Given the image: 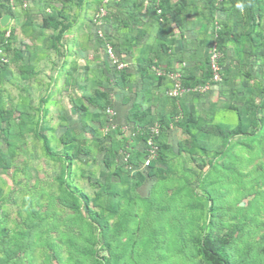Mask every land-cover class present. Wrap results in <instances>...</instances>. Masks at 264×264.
Wrapping results in <instances>:
<instances>
[{
  "label": "trees",
  "instance_id": "1",
  "mask_svg": "<svg viewBox=\"0 0 264 264\" xmlns=\"http://www.w3.org/2000/svg\"><path fill=\"white\" fill-rule=\"evenodd\" d=\"M24 1L0 0V18L5 13H9L11 19L22 15L20 31L23 35L32 42L41 37L42 52L45 49L60 53L61 39L69 26L64 7H54L50 0H31L33 4L24 7ZM67 1L81 6L85 0ZM102 6L106 12L98 17V9ZM143 9L148 17L147 25L155 27L158 34H154L155 43L150 47L142 45L133 64L130 60L133 47L139 45L144 33H148L144 23L141 26L144 29H138ZM35 12L41 17L40 23L34 20ZM94 12L89 18L88 35L96 47V56L104 52L105 57L97 73L91 76L88 66L83 69V76H78L76 66L67 70L65 84L81 93L70 97L78 119L72 117L71 121L67 111L59 116V148L52 145L43 132L42 119L48 112L43 105L47 98L37 107L38 114L29 104L4 106L1 85L14 84L18 78L33 79L37 75L40 55L17 44L16 33L9 24L0 25V46L8 59L0 60V139L3 143L0 168L11 166L27 134L39 137L44 154L61 165L57 176L58 199L72 212L70 217L75 214L79 227L83 228L75 234L68 224L66 233L60 232V235H64L69 260L65 263L61 257V247H52L53 258L60 264H122L125 252L119 254L114 249L127 232L132 213L119 218L113 229L110 217L119 210L122 199L126 198L135 208L133 194L138 188L148 184L151 189L154 182L167 179L172 173L171 159L185 152L197 159L198 166L202 163L209 169L202 167L199 171H191L196 177L192 181L186 179V186L180 188L196 200L201 211L200 224L189 231L182 230V240L198 257V264H245L250 260V253L248 249L243 251L238 242L244 234L243 226L234 223L232 230L225 226L228 205H221L222 194L218 188L214 190L218 182L222 185L225 181L214 182L210 174L219 175L222 170L226 176L234 173L242 178L243 158L235 147L248 151L256 147V153L264 155V0H202L201 4L198 0H176L175 3L172 0H133L131 3L128 0H97ZM189 16L191 22L187 20ZM171 19L175 20L177 34L167 23ZM197 22H200L198 33L192 35L191 29L195 30ZM47 30L54 33L47 35ZM178 37H181L183 53L175 51ZM214 43L221 53L218 63L222 79L218 82L210 81L209 50ZM108 44L119 61L128 63L126 67L117 68L106 53ZM175 70L180 73L176 79L170 76ZM90 82L95 84L92 90ZM175 82L189 90L177 97L170 95L168 92ZM208 82L211 87L206 91L191 90ZM214 92L217 97L212 100ZM107 107L116 111L113 121L117 127L104 131L110 123ZM229 111L236 115L233 125L218 117V113ZM156 123L159 132L154 134L150 126ZM123 126L127 128L123 130ZM175 128H180L185 135L184 139L177 140L176 147ZM150 138L157 152L150 163L144 165L150 154ZM94 154L102 169L98 177L92 173H87L86 177L107 196L108 215L95 209L92 198L74 181L73 166L80 160L96 161ZM262 175L264 172H258L255 177L252 174V182L259 184ZM251 188L239 199L253 194L248 202L249 209L262 202L261 191ZM148 203L150 207L154 204L151 198ZM38 214L34 207L30 208V217L24 222L25 227L15 233L14 244L7 231L0 236V264L33 263L43 223ZM260 250L264 252V245Z\"/></svg>",
  "mask_w": 264,
  "mask_h": 264
},
{
  "label": "rangeland",
  "instance_id": "2",
  "mask_svg": "<svg viewBox=\"0 0 264 264\" xmlns=\"http://www.w3.org/2000/svg\"><path fill=\"white\" fill-rule=\"evenodd\" d=\"M90 10L91 14L95 13V9ZM22 19L23 17L20 15V19L16 18L14 22L7 23L9 28L17 32V44L19 45L24 44V38L20 34ZM48 33L51 31L48 30L46 34L48 35ZM37 53L41 54L39 51ZM50 58L48 54H41L37 59L39 72L33 79L38 81L36 84L39 85L38 88L31 84L33 79L25 82L18 78L14 84L5 82L1 85L3 88L2 99L5 102V107H14L19 103L21 106L29 104L33 107V112L38 114L37 107L41 105L42 99L47 98L43 105L48 109L42 119L43 132L51 139L52 145L59 148L57 140L58 126L61 122L59 116L67 111L69 115L71 114V117L69 116L71 121L73 118L78 119L71 106L70 97L79 95L81 92L72 89L65 90L64 76L62 73H57L56 67H50L51 65L48 64ZM53 80H56L55 82L60 85L57 89L50 85ZM88 84L91 90L95 87L94 83ZM216 95L214 92L211 99H216ZM218 117L227 124L233 125L236 122V115L230 111L220 112ZM51 127L54 130L48 129ZM25 138L26 142L19 148L11 166L8 169L0 168V236L7 231L14 244L15 233L25 227L24 222L30 217V208L34 207L43 223L32 264H60L52 256V247L55 249L61 247L60 254L66 263L70 256L66 252L63 242L64 235L61 236L60 232L66 233L68 224L71 225V230L75 234L83 228L79 227L75 214L70 217L72 212L67 211L58 199L57 176L60 171V163L44 154L39 137L29 133ZM173 138L176 147L177 140L184 139L185 135L180 128H175ZM0 146L3 147L1 139ZM235 148L239 149L243 158L240 166L241 172H243L242 178L234 173H228L226 176L225 171L221 170L219 175L211 172L210 179L214 182L221 181V179L225 181L222 185H219L218 182V187H215L214 190L216 191L218 188L222 194L221 205H228L225 213L227 229L232 230L234 223L243 226L244 234L238 242L243 251L248 249L250 253L248 256L250 260H247L245 264H264V252L260 250L264 245V175L258 182L259 184L252 182L253 179H251L252 174L255 177L258 172H264V155L256 153V147L249 151L244 148L240 149V147ZM93 157L96 158V161L88 159L83 162L80 160L73 166L74 181L92 198V206L108 215L106 211L107 196L101 189L95 188L86 177L87 173L98 177L102 169L100 162L97 161V155L94 154ZM196 160L185 152L174 156L171 159L172 173L168 175L167 179L150 184L151 189L148 184L140 186L133 194L137 203L135 208L127 203L126 198L121 200V207L110 217V223L113 229L118 224L119 218L124 214L131 215L132 213V217L127 223L129 228L125 235L120 237V241L116 242L114 249L119 254L125 252V256L121 258L122 264H198V257L194 256L191 250L186 247L182 240V233H180L182 230L189 231L201 222V211L197 207L196 200L190 198L185 191L180 190L186 186V179L192 181L196 177L191 171H199L203 167L202 163L198 166ZM203 169L206 170L209 167L204 166ZM184 175H187L188 178H185ZM250 188L253 191L255 189L261 191L262 202L257 207L249 209L248 202L253 199V194L248 196L246 194L244 199H239L245 196L243 194L248 193ZM149 198L154 203L151 207L148 203ZM0 240H2L1 237ZM112 241L114 242V239ZM159 244L162 245V248ZM125 249L126 251H124Z\"/></svg>",
  "mask_w": 264,
  "mask_h": 264
},
{
  "label": "crops",
  "instance_id": "3",
  "mask_svg": "<svg viewBox=\"0 0 264 264\" xmlns=\"http://www.w3.org/2000/svg\"><path fill=\"white\" fill-rule=\"evenodd\" d=\"M27 2V6L28 5H32V1L31 0H25ZM119 1V0H117ZM130 3L133 2V0H128ZM173 3L176 2V0H172ZM126 2V0H125ZM50 3L54 6V7H64L65 11H66V15L68 16L67 18V22L68 23V28L65 30L63 36H62V45L60 48V53H56L54 50H46L42 52V50H40L42 47V38H35V41H31L30 38L28 36H24L23 32L20 31L21 36H23L24 38V44H22L21 46L24 48L26 47L28 49V51H39L41 54L51 56L50 58V62L48 61V64H50V67H56L57 69H55L57 71L58 74L62 73V75L64 76L63 78V84H64V88L66 91H68L69 89H73V87L71 85H66L65 84V75L67 70H70L69 68L71 66H76L79 68L77 74L78 76H83L84 75V71L83 69L85 68V66H88L90 68L89 70V75L91 76L94 72H97V69L100 66V61L102 59V57H105V53L104 52H100L101 54L99 56H96V47L94 45L93 42H91L89 35H88V25H89V18L93 16V14H91V10L90 9H96L97 8V0H85L83 2V4L81 6H78L76 3L74 2H68L67 0H50ZM198 3L201 4L202 0H198ZM20 9V8H18ZM34 20L37 23L41 22V17L39 14H37L35 12L34 14ZM140 18L141 23L138 27V29H144L143 27V23L146 26V30L148 31V33H144L141 36L140 42L138 46H134L133 47V54H131L132 56H130V60L133 64H135V60L136 57L139 55V49L141 50L142 45H147L148 47H150L152 44L155 43V38H154V34L157 33V29L155 27H152L150 25H147L148 23V17L144 12V9L142 10L141 16ZM16 18L11 19L10 18V22H14ZM20 19V17H19ZM188 21H192L191 17L189 16L187 18ZM168 24H170V26L173 27V31L175 34L178 33V30L175 28V20L171 19L169 22H167ZM199 23L197 22L195 23V30L191 29V34L192 35H197L198 33V27H199ZM166 25V23H165ZM164 26V25H162ZM125 29V28H124ZM51 33H48V35L53 34L54 32L52 30ZM125 32V30H123ZM48 32V30L46 31V33ZM17 33V32H15ZM187 33V32H185ZM163 35V34H162ZM20 40V37H18ZM22 38V37H21ZM125 40V38L123 39ZM31 44V45H29ZM175 47V51L176 52H180L182 49V42H181V37L177 38V42L174 45ZM44 48V47H43ZM180 53H183L182 51ZM40 54V56H41ZM189 52H186V55H189ZM52 60V61H51ZM194 62H192L193 64ZM162 65H165V63H163ZM36 69H37V74L39 72V68L38 65H36ZM62 70V71H61ZM56 73V75H58ZM35 78V77H34ZM22 80V79H21ZM36 80V79H35ZM25 82L29 81V80H23ZM56 80H53L52 83H50V85L53 86L54 89H57L58 86H60L57 82H55ZM38 83V81H34V79L31 81V84H34L33 87L38 88L39 85H36ZM91 83V82H90ZM27 84V83H26ZM29 84V83H28ZM56 87V88H55ZM77 91V90H74ZM215 100V99H213Z\"/></svg>",
  "mask_w": 264,
  "mask_h": 264
},
{
  "label": "built area",
  "instance_id": "4",
  "mask_svg": "<svg viewBox=\"0 0 264 264\" xmlns=\"http://www.w3.org/2000/svg\"><path fill=\"white\" fill-rule=\"evenodd\" d=\"M23 6L26 7L27 6V2L24 1ZM105 7H99L98 12H97V16L98 17H102L105 14ZM216 30H218V28H216ZM10 33V30L7 31V35ZM101 33V32H100ZM106 53L113 59V62H115L117 64V68L121 69L124 68L128 65L127 62L125 61H119L116 56L113 53L112 47L108 44L106 46ZM210 56H209V66H210V71H211V78L210 81L212 82H218L222 79L221 76V67L218 63V59L221 56V53L217 47V44L214 43L212 45V47L209 50ZM0 60L2 61H7V57H6V53L4 52V49L2 48V46H0ZM180 75L178 70H175L174 72H172L170 74V76L174 79L178 78ZM211 87V83L208 82L205 85H198L196 87L191 88V90L196 91V92H203L206 91L208 89H210ZM189 88H184L180 85V83L175 82L174 86L169 90V94L172 96H179L181 95L183 92L188 91ZM106 113L109 116L110 119V123L108 125H106V127L104 128V131L109 130L110 128H115L117 127V124L113 121L114 116L116 115V111L112 108V107H107L106 108ZM127 127L123 126L122 129L125 130ZM150 131L154 134H157L159 132V124H154L152 126H150ZM148 145H150V149L149 152L150 154L148 155V157L145 159L144 161V165H147L150 163V161L155 157L156 152H157V146L156 144L153 143L152 139L150 138L148 140Z\"/></svg>",
  "mask_w": 264,
  "mask_h": 264
},
{
  "label": "water",
  "instance_id": "5",
  "mask_svg": "<svg viewBox=\"0 0 264 264\" xmlns=\"http://www.w3.org/2000/svg\"><path fill=\"white\" fill-rule=\"evenodd\" d=\"M10 18H11V15L9 13L3 14L2 17L0 18V25L6 26Z\"/></svg>",
  "mask_w": 264,
  "mask_h": 264
},
{
  "label": "clouds",
  "instance_id": "6",
  "mask_svg": "<svg viewBox=\"0 0 264 264\" xmlns=\"http://www.w3.org/2000/svg\"><path fill=\"white\" fill-rule=\"evenodd\" d=\"M239 6V5H238Z\"/></svg>",
  "mask_w": 264,
  "mask_h": 264
}]
</instances>
